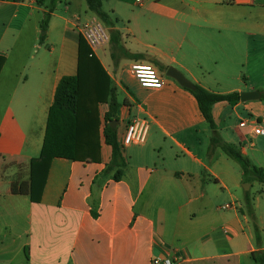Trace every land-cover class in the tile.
Masks as SVG:
<instances>
[{"label":"crops","instance_id":"0c3cea01","mask_svg":"<svg viewBox=\"0 0 264 264\" xmlns=\"http://www.w3.org/2000/svg\"><path fill=\"white\" fill-rule=\"evenodd\" d=\"M103 8L114 26L95 56L116 86L119 141L135 116L149 120L147 141L124 146L127 164L116 180L104 138L109 105L100 104L99 149L82 160L53 159L34 203L12 185L30 181L57 87L77 73L81 28L100 19L86 0H61L41 41L45 6L0 0V264H152L166 257L264 264V183L246 181L220 148L209 152L212 130L197 99L165 74L175 67L210 92L262 96L264 0H105ZM135 61L154 65L165 85L142 86L131 71ZM213 116L224 140L264 169V136L252 138L240 126L251 117L264 126V99L218 102ZM247 191L259 239L241 212Z\"/></svg>","mask_w":264,"mask_h":264},{"label":"trees","instance_id":"16d2710c","mask_svg":"<svg viewBox=\"0 0 264 264\" xmlns=\"http://www.w3.org/2000/svg\"><path fill=\"white\" fill-rule=\"evenodd\" d=\"M60 1L50 0L47 3V0H36L39 5L46 8L41 21V41L46 38L49 21ZM104 1L86 0L89 10L107 27L113 28L114 22L103 8ZM116 35L117 32L112 30L111 40L113 42L117 41ZM90 54V47L86 40L80 36L77 73L61 79L50 109L42 153L39 158L32 161L30 181L14 183L11 188L13 194L28 195L32 202L39 203L53 159L82 160L86 155H91V152L99 149V105L103 103L109 105V110L104 116V138L106 144L112 149V162L118 167L114 178L116 180L122 178L123 169L127 164L123 156L124 146L119 141L117 129L111 126L112 120H118L119 102L116 86L99 59ZM129 56L135 59L145 57L144 54H129ZM4 61L5 58L0 56V70ZM156 64L161 70H165L164 65L159 62ZM189 91L197 99L201 113L212 130L209 152L212 153L215 149L220 148L241 166L246 181L256 180L264 183V169L251 164L239 148L225 141L214 120L213 106L222 101L238 102L240 93L218 94L199 85H196L195 90ZM261 98L264 99V92H262ZM241 212L251 218L256 237L259 239L260 229L256 222L254 203L249 191L245 193V208L241 209ZM26 256L29 258L27 249Z\"/></svg>","mask_w":264,"mask_h":264},{"label":"built area","instance_id":"2783aa9c","mask_svg":"<svg viewBox=\"0 0 264 264\" xmlns=\"http://www.w3.org/2000/svg\"><path fill=\"white\" fill-rule=\"evenodd\" d=\"M81 35L86 40L91 49V56L97 50L109 43V31L103 22L92 20L85 23L81 28ZM133 75L138 79L140 84L144 87L162 88L165 85V79L159 70L152 64L135 61L131 65ZM241 127L250 129L252 138L264 136V126L259 119L251 117L240 122ZM150 129L149 120L135 116L127 125L126 132L122 141L123 146L141 145L147 141ZM152 264H177L176 258H154Z\"/></svg>","mask_w":264,"mask_h":264},{"label":"water","instance_id":"95a60500","mask_svg":"<svg viewBox=\"0 0 264 264\" xmlns=\"http://www.w3.org/2000/svg\"><path fill=\"white\" fill-rule=\"evenodd\" d=\"M166 76L171 77L175 79L181 86L189 89V90H195L196 85L192 83L189 79H187L178 69L175 67H168V69L165 71ZM261 98V93L258 90L254 91H248V92H241L240 93V100L243 102L251 101V100H257ZM118 120H112L111 126L113 128H116L118 124ZM245 190H248L250 185L248 183H245L243 185Z\"/></svg>","mask_w":264,"mask_h":264},{"label":"rangeland","instance_id":"374dc122","mask_svg":"<svg viewBox=\"0 0 264 264\" xmlns=\"http://www.w3.org/2000/svg\"><path fill=\"white\" fill-rule=\"evenodd\" d=\"M100 21H101V20H100ZM101 22H102V21H101ZM104 25H105V24H104ZM106 28H108V29H109V27H107V26H106ZM109 31H110V29H109ZM81 36H82V35H81ZM99 107H100V106H99Z\"/></svg>","mask_w":264,"mask_h":264}]
</instances>
